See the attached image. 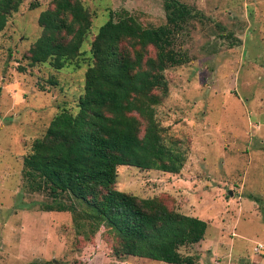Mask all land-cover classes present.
<instances>
[{
	"label": "rangeland",
	"instance_id": "1",
	"mask_svg": "<svg viewBox=\"0 0 264 264\" xmlns=\"http://www.w3.org/2000/svg\"><path fill=\"white\" fill-rule=\"evenodd\" d=\"M50 1L23 0L0 31V264H171L116 257L106 227L42 210L45 195L24 185L23 156L59 105L75 104L85 69L30 66L24 56ZM82 1L93 16L85 51L109 12L125 9L144 25L165 20L163 0ZM180 1L205 18L182 40L191 60L165 70L156 117L182 160L174 172L120 165L116 186L204 220V238L180 248L196 264H264V0Z\"/></svg>",
	"mask_w": 264,
	"mask_h": 264
},
{
	"label": "trees",
	"instance_id": "2",
	"mask_svg": "<svg viewBox=\"0 0 264 264\" xmlns=\"http://www.w3.org/2000/svg\"><path fill=\"white\" fill-rule=\"evenodd\" d=\"M22 2L0 0V31ZM163 9L165 20L158 25H144L125 9L109 12L87 51L93 16L82 0H51L40 11V34L24 53L29 65L85 69L75 104L59 105L32 140L22 158V179L28 191L47 198L42 210L69 211L78 227L79 220L106 227L116 257L196 264L180 248L204 238V220L160 197L116 186L120 165L174 172L182 160L166 143L156 107L168 93L165 70L191 60L182 40L205 15L180 0H163Z\"/></svg>",
	"mask_w": 264,
	"mask_h": 264
},
{
	"label": "built area",
	"instance_id": "3",
	"mask_svg": "<svg viewBox=\"0 0 264 264\" xmlns=\"http://www.w3.org/2000/svg\"><path fill=\"white\" fill-rule=\"evenodd\" d=\"M262 245H259V247L257 248V250L261 247Z\"/></svg>",
	"mask_w": 264,
	"mask_h": 264
},
{
	"label": "water",
	"instance_id": "4",
	"mask_svg": "<svg viewBox=\"0 0 264 264\" xmlns=\"http://www.w3.org/2000/svg\"><path fill=\"white\" fill-rule=\"evenodd\" d=\"M229 194H231V191L229 192Z\"/></svg>",
	"mask_w": 264,
	"mask_h": 264
}]
</instances>
